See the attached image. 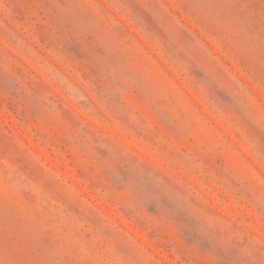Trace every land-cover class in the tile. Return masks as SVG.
Returning <instances> with one entry per match:
<instances>
[{"label": "rangeland", "instance_id": "obj_1", "mask_svg": "<svg viewBox=\"0 0 264 264\" xmlns=\"http://www.w3.org/2000/svg\"><path fill=\"white\" fill-rule=\"evenodd\" d=\"M0 264H264V0H0Z\"/></svg>", "mask_w": 264, "mask_h": 264}]
</instances>
